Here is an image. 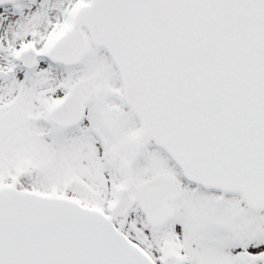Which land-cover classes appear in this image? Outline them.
Wrapping results in <instances>:
<instances>
[{"label":"snow or ice","instance_id":"snow-or-ice-1","mask_svg":"<svg viewBox=\"0 0 264 264\" xmlns=\"http://www.w3.org/2000/svg\"><path fill=\"white\" fill-rule=\"evenodd\" d=\"M0 264H264V0H0Z\"/></svg>","mask_w":264,"mask_h":264}]
</instances>
